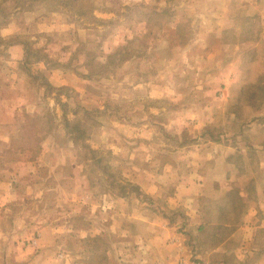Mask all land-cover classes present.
I'll return each mask as SVG.
<instances>
[{
  "label": "rangeland",
  "instance_id": "1",
  "mask_svg": "<svg viewBox=\"0 0 264 264\" xmlns=\"http://www.w3.org/2000/svg\"><path fill=\"white\" fill-rule=\"evenodd\" d=\"M0 91V264H113L164 225L207 264L223 161L264 140V0H0Z\"/></svg>",
  "mask_w": 264,
  "mask_h": 264
},
{
  "label": "crops",
  "instance_id": "2",
  "mask_svg": "<svg viewBox=\"0 0 264 264\" xmlns=\"http://www.w3.org/2000/svg\"><path fill=\"white\" fill-rule=\"evenodd\" d=\"M7 81H3L2 87H6L7 92L12 91L13 82ZM2 93L0 91V94ZM15 94L18 92L15 91ZM257 147L260 148L257 151L250 150L251 158L256 164L254 167L240 168L226 158L223 161L225 176L217 185V188L222 191L219 197L224 201L226 209L233 208V211L235 209L238 211L232 219L224 220L217 225L202 221L204 224L207 223L212 231L220 232L218 237L220 240L213 247L201 250V256L207 264H264V140ZM220 157L223 158V156ZM233 174L247 175L245 182L233 180ZM200 190L202 188L199 187L198 191ZM201 194L203 198L202 191L200 195L197 193L195 198L192 197L186 201L193 202L192 206H194L195 200L197 204L198 201L200 203ZM144 224L148 226L147 223ZM197 227L199 230L204 228L201 222ZM148 230V234L144 235V239H141L139 243L142 250H122L119 253L121 254L119 260H121L113 264H178L174 255V246L168 243V239L173 237L175 230L166 225L154 226ZM132 253L137 256L136 262L134 259L127 262L125 258Z\"/></svg>",
  "mask_w": 264,
  "mask_h": 264
},
{
  "label": "trees",
  "instance_id": "3",
  "mask_svg": "<svg viewBox=\"0 0 264 264\" xmlns=\"http://www.w3.org/2000/svg\"><path fill=\"white\" fill-rule=\"evenodd\" d=\"M31 2H32V1H31ZM17 6H18V4H17ZM17 6H16V8H18Z\"/></svg>",
  "mask_w": 264,
  "mask_h": 264
}]
</instances>
